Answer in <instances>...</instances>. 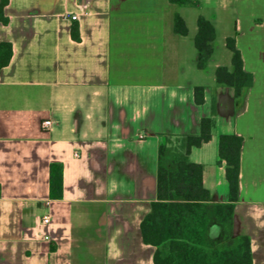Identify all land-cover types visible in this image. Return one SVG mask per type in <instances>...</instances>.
Returning a JSON list of instances; mask_svg holds the SVG:
<instances>
[{
    "label": "crops",
    "instance_id": "1",
    "mask_svg": "<svg viewBox=\"0 0 264 264\" xmlns=\"http://www.w3.org/2000/svg\"><path fill=\"white\" fill-rule=\"evenodd\" d=\"M191 1L8 0V23L0 22V43L12 49L0 69V264H154L140 223L156 199L158 146L169 134H198L211 115L212 137L189 159L203 165L211 202H226L218 136L242 137L233 228L250 237L253 264H264V0ZM200 15L215 27L204 68L194 45ZM229 36L252 74L238 104L215 81L218 66L231 69ZM52 163L63 167L59 199L49 196Z\"/></svg>",
    "mask_w": 264,
    "mask_h": 264
},
{
    "label": "trees",
    "instance_id": "2",
    "mask_svg": "<svg viewBox=\"0 0 264 264\" xmlns=\"http://www.w3.org/2000/svg\"><path fill=\"white\" fill-rule=\"evenodd\" d=\"M190 4L191 0H170ZM8 0H0V22L8 23L4 7ZM194 45L199 52L197 66L204 68L213 54L215 27L206 17L197 18ZM174 29L184 35L187 27L179 14L174 17ZM71 35L79 40L78 27L73 25ZM231 51V69L218 66L215 81L226 87L235 103H239L252 84V74L243 68L234 36L226 38ZM12 54L9 42L0 43V69L7 65ZM195 103L204 101V88H194ZM213 115L200 120L198 134L166 135L158 146L156 199L140 223L142 240L155 247L154 264H253L250 237L235 235L234 211L238 199L240 152L242 137L236 134L218 136V162L225 164L228 199L223 203L210 200L203 185V165L189 159L192 148L200 147L212 137ZM63 195V167L50 165L49 196Z\"/></svg>",
    "mask_w": 264,
    "mask_h": 264
},
{
    "label": "built area",
    "instance_id": "3",
    "mask_svg": "<svg viewBox=\"0 0 264 264\" xmlns=\"http://www.w3.org/2000/svg\"><path fill=\"white\" fill-rule=\"evenodd\" d=\"M77 16L76 15H71V19H76ZM53 122L51 119H44L41 121V128L43 129H49L52 126ZM78 154L75 153V156H77ZM43 222L47 223L49 222V215L46 214L43 216Z\"/></svg>",
    "mask_w": 264,
    "mask_h": 264
}]
</instances>
